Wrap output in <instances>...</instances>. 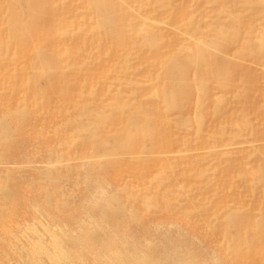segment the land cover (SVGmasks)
<instances>
[{
  "label": "bare ground",
  "instance_id": "6f19581e",
  "mask_svg": "<svg viewBox=\"0 0 264 264\" xmlns=\"http://www.w3.org/2000/svg\"><path fill=\"white\" fill-rule=\"evenodd\" d=\"M39 1L0 0V80L8 77L15 82L17 78L19 68H12L14 63H10L9 55L15 48L20 53V73L29 76L21 90L34 94L37 109L47 100L45 91L38 88L39 81L53 80L56 69L71 68L67 83L58 87L57 92L62 112L73 115L68 123L56 129L58 134L68 131L70 138L42 153L46 156L45 165L34 175L10 166L14 148L29 144L22 137L24 130L29 128L40 135L48 128L33 124L38 110L26 104L14 108L11 97L15 90L0 82L4 108L0 116V264H264V164L254 166L245 158L240 163L218 162L213 169L214 178L216 181L228 178L222 186L227 195L232 193L229 202L208 198V183L191 187L188 194L179 188L177 178L166 186V170L170 167L176 172L177 159L170 160L150 178L141 164L145 163L146 155L157 149L158 135L161 138L168 126L179 128L188 123L189 118L181 114L191 96L199 101L194 119L196 132L186 131L182 144L185 147L199 144L200 149L204 145L210 155L216 152L217 139L204 142L203 122L208 114L216 117L226 107V100L222 96L213 101L207 112L203 110L212 94L211 82L217 88L227 84L231 90H238L235 97L240 106L233 112L238 119L233 120L235 124L230 123L234 130L231 142L248 130L252 134V118L264 119V103L254 105L245 99L252 89L253 78L227 66L231 61L220 45L225 40L239 41L242 31H246L248 37L242 40L237 55L251 56L257 49L264 56V12L259 14L263 22L255 32L250 31L251 24L248 26L247 22L257 18L252 11L257 6L264 9V0H220L229 9L241 8L245 14L236 17L229 26L216 20L202 25L187 18L176 23L181 25L182 33L170 39L161 37L151 22L161 14L174 16L175 21L184 18L176 17V10L168 0H133L132 4L128 0H50V4L61 6V11L48 4L40 6ZM77 1L87 4L91 21L82 40L93 53H85L84 57L80 56V48L71 54L60 43L62 39L77 43L86 27L84 18L82 23L80 20L84 27L76 29H72L76 23L62 20V13L70 14ZM146 10L150 14L142 16ZM39 15L58 21L51 30L42 31L36 26ZM222 30L225 35L217 36ZM142 45L144 48H139ZM166 49L171 52L168 57L160 53ZM102 50L127 60L125 68L118 69L106 87L103 81L114 68L96 80L80 77L78 72ZM148 54L160 60L166 77L164 84L153 87L146 95L155 105L145 99L139 104L131 103L121 92L123 88L139 90L135 82L128 80V59L131 55ZM11 83L6 85L14 87ZM242 94L244 98L239 97ZM152 112L164 116L159 117L157 124L161 127L157 131ZM171 114L178 115L171 118ZM115 116L124 117L126 124L134 127L112 130ZM236 130L243 134L237 136ZM261 134L264 135V128ZM69 145H90L98 163L91 171L73 167L74 159L65 149ZM163 146L159 143L158 148ZM131 153L135 159L128 158ZM116 169L132 173V183L120 182L122 175L118 182L106 183L84 175ZM196 189L201 193L203 206L191 204Z\"/></svg>",
  "mask_w": 264,
  "mask_h": 264
},
{
  "label": "rangeland",
  "instance_id": "374dc122",
  "mask_svg": "<svg viewBox=\"0 0 264 264\" xmlns=\"http://www.w3.org/2000/svg\"><path fill=\"white\" fill-rule=\"evenodd\" d=\"M128 1L130 2V4L133 3V0ZM168 1L175 8L176 17L178 16L184 18L180 19V21H175L174 16L161 14L162 17L157 16L156 19H151V22H153L152 25L157 28L159 35L166 39L179 36L182 33L180 30L181 25H176V23L183 22L187 18L193 23L202 22V25H208L209 23L216 20L219 24L229 26L232 24L233 20H236V17H242V15L245 14L243 9L241 8L234 9L233 6L232 9H229V6L220 0H213L211 2L207 0H201L200 2L197 0ZM50 3V0L39 1L40 6L48 4L61 11L62 8L60 5H56L53 2L52 4ZM255 8L256 7L254 6L253 9ZM252 11L253 17L256 15L257 18H255L254 20L251 19V22H249V20L247 22L248 26L251 24L250 31L255 32L263 22V17H261L259 14H262L264 12V9L258 8L257 6L255 11ZM150 12L151 11L146 10L144 11V14H142V16L149 15ZM61 16L63 17L62 20H66V22L76 23L74 24L72 29L79 28L81 25H83L81 24L83 18L87 22V28L83 25L84 30H81V33L77 38V43H75L77 45L64 39L61 40L62 42L60 43L62 44L63 50L65 49L67 52L75 54L78 48H80L81 57H84L83 54L85 53L92 54V48L88 44H84V41L82 40L85 31L90 28L91 24L87 4L77 1L74 10L70 14L62 13ZM36 21L39 23L38 25H36L37 29L39 28L42 31H48L54 27L58 19H56L55 21V18H48L45 15H39ZM157 21L159 23H156ZM225 32V30H222V33L217 36H223L225 35ZM245 33L246 31H242L239 37V41L237 40L236 42L226 43L225 40L221 41L220 45L224 47V52L228 56L227 59L231 61L227 66L231 65L232 68L236 67V69L242 71L243 74H245V77H248L249 79L253 78L252 89L247 92L248 95L246 94L245 99L249 103L251 102L254 105H257L260 103H264V56H260L257 49H255L256 52H254V55L251 56L237 55V52L241 48L242 40L248 37ZM227 44L228 49L226 50L225 45ZM139 48H144V46H139ZM160 53L164 54L163 56L166 57L171 55L169 49H166L165 51L161 50ZM9 55L10 63H14V66L12 68H19V73H17L16 75L17 78L15 82L12 80V78L7 77L6 79L8 81L6 79H3L5 86H7L8 88H13L15 90V95L11 97L13 99V107L15 108L20 104H26L28 107L36 109L33 104L34 94H32V92L26 93L21 90V86L28 80L29 76L26 73H20V53L16 51L15 48H12ZM95 56L96 57L91 60L89 65L85 66L81 71L78 72L80 74V77H94V79L96 80L100 76L107 74L109 70L114 68L108 76V79L106 81H103L104 86L106 87V85L112 83L110 79L115 76L117 70L125 68V63L127 62V60L119 54L115 55L114 52L111 55H107L103 50L100 53H95ZM128 62L130 63V68L128 69V80L130 82H135L136 88L138 87L139 90L135 92L132 91L131 88H123L121 92L124 94L125 98L131 101V103L139 104L141 101H144V99L147 101L148 98L146 95L148 94V92L152 90L153 87L160 88L164 84L163 81L166 77H164V74L161 71L160 60L155 55H131V58L128 59ZM70 71L71 68L68 67L56 69L55 73L52 75L53 80H50L49 78L39 81L38 88H41L43 91H45L47 100L44 105L37 106L36 110L39 111V116L33 119V124L37 126L42 125L48 128V130L40 133V135H36L29 128L27 130H24V132L22 133V137L28 139L29 144L26 145V147L17 146L14 148V151L12 153V159H14V161L10 164V166H15L14 168L23 169L24 171L28 172V175H34L41 168V166L45 165L43 160L46 156L42 153H47V150H49V148H52L53 146H56L58 142L65 140L67 137L70 138V134L68 131H64L60 134L56 133V129L59 126H64L66 123H68V120L73 115L70 114V112H62V103H60V101L58 100L59 93L57 92L58 87L64 86L67 83V79L70 76ZM3 81L0 80V82ZM10 82H12L11 85H14V87L6 85L7 83L10 84ZM87 84L88 86H90L91 81ZM93 84L96 83L94 82ZM226 85L227 84H224V87L217 88L216 83L211 82L209 84V88L210 93L212 94L205 102V106L203 107V110H206L207 112V109L213 106V101H215L216 99L223 96V99L226 100V107L220 111V113L216 116L217 118L214 117L213 114H208L203 122V136L205 139L204 142L209 139H217L216 152H214L213 155H210L204 148V145H201L202 148L200 149L199 144L197 146L188 145L187 147L182 144V139L186 136V131H188L189 134L196 132L194 119L197 114L199 101L197 98L195 99V96H191L188 99L189 102L187 103L188 106L185 112L181 114V116L189 118L188 123L185 124L184 127L179 128L168 126V130L166 132L164 131V135H162L161 138L159 137L160 135H158V140L156 139L157 149L153 151L149 156L146 155L145 163H141L146 168V176L148 178L162 169L165 164L170 163V160L177 159L175 160V163L178 165L176 172H173L170 167L166 170V186L172 185L177 178L179 188H182L183 191H187L185 194H188V189H190L191 187H195L198 184L200 185L208 183V198L214 199L215 202H229L231 198L229 194L232 193L230 192L227 195L225 191L226 189H223L222 186V182H228V178L225 176L224 179L217 181L214 178L215 172H213V169L214 167H217L218 162H222L225 164L237 161L240 163L245 158L254 166H260L261 164H264V157L262 154L264 152V135L261 134V131L264 128V119L258 121L252 118V134H248V130L244 136H241L243 133L239 130H236L235 132L237 136L241 137L239 139L237 138L235 142H231V136L234 133V130H232L233 127L230 125V123L235 124L233 120L238 119L237 117L233 116V112L238 109L240 104L238 103L239 100L235 97V94L238 90H231L229 85ZM127 86L132 87L130 85ZM78 89L81 90L82 85L78 86ZM84 91L86 93L92 92V90L87 91L86 89H84ZM103 94L104 93H102L101 95ZM239 94L241 93L239 92ZM243 95L244 94H242L241 96L239 95V97L244 98ZM107 97H111V95H108ZM95 100L97 102L100 101L98 98H95ZM148 102L149 104L151 103L155 105V103L150 102V100H148ZM3 109V100L1 98L0 116L2 115ZM151 109L152 111H155L153 107ZM175 115L178 114H171L170 116L172 118ZM151 116L152 118H155L152 123L155 124V131H157L161 127V124L157 123L160 121V118L163 119L164 116H158V112H152ZM112 125V130L115 129L122 131L125 128L129 127L126 124L124 117L121 118L119 116L114 117ZM133 127L134 126L132 124L129 128ZM52 131H54V135L52 134ZM47 133H50L52 135L46 137L45 135ZM159 133H161V131H159ZM159 143H163L165 146L159 149ZM65 149L72 155L71 157L74 159V161L71 162V164H73V167L81 169L82 171H91V168L99 161L97 158L93 157V151L90 148V145L83 147L69 145L66 146ZM37 153H40L41 155H37ZM182 156L184 158H180ZM128 158L135 159L136 157L131 153ZM119 170L121 169H116L108 173L106 171H93L88 175L84 173V175L85 177H89L92 175L91 178H94V181L95 179H98V182L105 183L110 180L118 182L117 178L122 175L120 178V182L125 181L127 183H132L130 179V174L132 173H123ZM229 176L230 175H228V177ZM197 189L193 195L191 194L192 196H194L191 204L203 206L200 202L201 193L197 191ZM77 191L78 189L75 188L74 192ZM224 194L225 196L222 198V195Z\"/></svg>",
  "mask_w": 264,
  "mask_h": 264
}]
</instances>
